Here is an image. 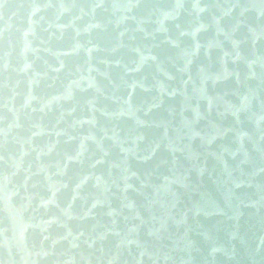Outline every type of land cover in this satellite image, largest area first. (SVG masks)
<instances>
[{"label":"water","instance_id":"95a60500","mask_svg":"<svg viewBox=\"0 0 264 264\" xmlns=\"http://www.w3.org/2000/svg\"><path fill=\"white\" fill-rule=\"evenodd\" d=\"M0 264H264V0H0Z\"/></svg>","mask_w":264,"mask_h":264}]
</instances>
